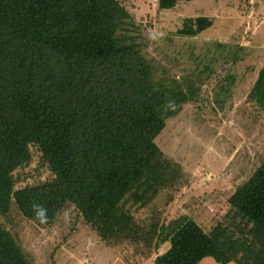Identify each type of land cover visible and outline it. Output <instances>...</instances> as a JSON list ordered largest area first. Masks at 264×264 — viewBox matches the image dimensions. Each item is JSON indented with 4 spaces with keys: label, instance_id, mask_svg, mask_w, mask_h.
<instances>
[{
    "label": "trees",
    "instance_id": "trees-1",
    "mask_svg": "<svg viewBox=\"0 0 264 264\" xmlns=\"http://www.w3.org/2000/svg\"><path fill=\"white\" fill-rule=\"evenodd\" d=\"M196 1L154 4L172 13ZM215 23L188 17L175 36L198 38ZM136 27L124 0H0V215L16 211L47 229L76 211L104 242L133 245L154 264H264V162L211 230L189 215L165 223L157 210L182 178L159 138L185 107L204 102L220 71L218 97L231 94L240 47L215 41L202 69L179 75L148 57ZM248 102L264 111V67ZM35 162L37 179L24 185ZM34 202L48 209L47 223L35 220ZM143 210L152 217L139 219ZM0 264H35L2 224Z\"/></svg>",
    "mask_w": 264,
    "mask_h": 264
},
{
    "label": "rangeland",
    "instance_id": "rangeland-1",
    "mask_svg": "<svg viewBox=\"0 0 264 264\" xmlns=\"http://www.w3.org/2000/svg\"><path fill=\"white\" fill-rule=\"evenodd\" d=\"M124 2L136 18L148 57L161 71L181 75L185 68L192 73L209 62L208 50L215 41L240 47L241 60L230 68L237 77L231 94L218 97L220 71L206 82L204 102L185 107L158 140L167 156L182 167L174 199L169 201L165 193L157 205L163 221L189 215L211 230L229 212V199L238 187L264 162V111L248 102L264 67V0H198L181 4L172 13L160 12L155 0ZM200 15L214 17L215 27L198 38L175 36L186 18ZM37 168L35 162L26 171L30 178L24 185L35 183ZM137 216L152 217L150 210ZM0 224L13 232L35 264H154L156 258L138 255L130 244H107L72 210L53 228L43 229L16 211L8 217L0 215ZM169 248L164 246L160 252ZM201 264L218 263L208 258Z\"/></svg>",
    "mask_w": 264,
    "mask_h": 264
},
{
    "label": "clouds",
    "instance_id": "clouds-1",
    "mask_svg": "<svg viewBox=\"0 0 264 264\" xmlns=\"http://www.w3.org/2000/svg\"><path fill=\"white\" fill-rule=\"evenodd\" d=\"M173 104V101H168L165 107L172 106ZM32 211L36 221H39L40 223H47L48 209L44 205L34 202L32 205Z\"/></svg>",
    "mask_w": 264,
    "mask_h": 264
}]
</instances>
